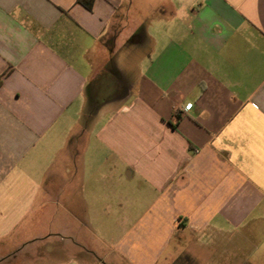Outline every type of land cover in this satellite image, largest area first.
Returning a JSON list of instances; mask_svg holds the SVG:
<instances>
[{"label": "crops", "instance_id": "0c3cea01", "mask_svg": "<svg viewBox=\"0 0 264 264\" xmlns=\"http://www.w3.org/2000/svg\"><path fill=\"white\" fill-rule=\"evenodd\" d=\"M184 7L0 0V264H264V0Z\"/></svg>", "mask_w": 264, "mask_h": 264}, {"label": "rangeland", "instance_id": "374dc122", "mask_svg": "<svg viewBox=\"0 0 264 264\" xmlns=\"http://www.w3.org/2000/svg\"><path fill=\"white\" fill-rule=\"evenodd\" d=\"M186 250H190V252L186 251ZM197 249L193 246H184V250H183V255L181 258L177 259L175 264H197L196 258L192 255L194 251H196ZM197 254V253H196ZM201 253L199 252V255Z\"/></svg>", "mask_w": 264, "mask_h": 264}, {"label": "clouds", "instance_id": "9594fccd", "mask_svg": "<svg viewBox=\"0 0 264 264\" xmlns=\"http://www.w3.org/2000/svg\"><path fill=\"white\" fill-rule=\"evenodd\" d=\"M188 15L186 7H184V0H181V9L177 11L176 19H185ZM175 26V20L169 22V31Z\"/></svg>", "mask_w": 264, "mask_h": 264}, {"label": "trees", "instance_id": "16d2710c", "mask_svg": "<svg viewBox=\"0 0 264 264\" xmlns=\"http://www.w3.org/2000/svg\"><path fill=\"white\" fill-rule=\"evenodd\" d=\"M79 3L84 5L88 10H92L94 0H78Z\"/></svg>", "mask_w": 264, "mask_h": 264}, {"label": "snow or ice", "instance_id": "6c2138e0", "mask_svg": "<svg viewBox=\"0 0 264 264\" xmlns=\"http://www.w3.org/2000/svg\"><path fill=\"white\" fill-rule=\"evenodd\" d=\"M189 108H191V105H188Z\"/></svg>", "mask_w": 264, "mask_h": 264}, {"label": "flooded vegetation", "instance_id": "af4514ba", "mask_svg": "<svg viewBox=\"0 0 264 264\" xmlns=\"http://www.w3.org/2000/svg\"><path fill=\"white\" fill-rule=\"evenodd\" d=\"M116 74V73H115Z\"/></svg>", "mask_w": 264, "mask_h": 264}]
</instances>
